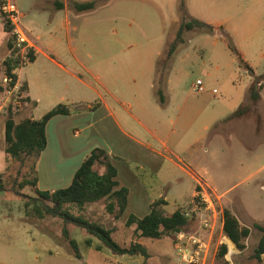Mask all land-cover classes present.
I'll list each match as a JSON object with an SVG mask.
<instances>
[{
  "label": "rangeland",
  "instance_id": "1",
  "mask_svg": "<svg viewBox=\"0 0 264 264\" xmlns=\"http://www.w3.org/2000/svg\"><path fill=\"white\" fill-rule=\"evenodd\" d=\"M14 1L19 11L27 15L22 21L26 30L35 35H42L47 43L60 45L66 53L71 44L73 49L71 54L74 53V59L78 60L85 70L90 71L84 73L81 67L79 69L81 76L85 75L89 82L92 77L106 82L112 73L114 63L133 61L141 52L144 53V59L148 60L152 52L146 50H159L164 54L163 58L168 53L169 45L176 39L183 16L178 9V0H105L99 2L96 9L87 12L73 10L75 7L68 0L72 10L67 28L65 25L67 12L64 9H54L57 8L55 2L58 0ZM185 2L187 8L185 16L188 19H197L222 27L215 29L214 34L201 30L185 33L184 44L175 54L169 71L170 74L172 67L176 66L174 77L177 80L182 79L179 89L181 98H178V104H183L186 98L201 103L200 101L206 97L205 101L214 105L216 109L222 101L230 100L231 95L237 92H242L243 96H246L243 109H246L247 113L242 118L224 122V118L233 113V108L236 106L238 108V105L228 103L219 107L226 116L210 131L202 157L206 159L203 166L209 172L207 178L218 190L210 191L220 198L216 200L217 207L222 211L224 208H230L243 222L247 220V224L252 228L249 251L237 259L230 257V263L264 264L252 258L261 233L253 227L252 220L244 219L243 214L246 206L248 210L252 209L264 216V83L261 91L263 98L257 103L253 102L249 97V87L253 77L241 69L237 57L229 50L225 41V34H228L246 63L257 64L258 74L264 73V0H185ZM6 26L0 16V107L2 108L0 130L3 132L9 107H13L17 122L27 119L28 116L25 97L21 106H16L14 104L17 100L16 93L9 96L6 93L5 62L11 59L8 44L13 39L12 33ZM145 54L148 55L147 58ZM74 59H71L72 65ZM51 72L56 74L57 70L51 67ZM60 75L66 77L64 74ZM199 79L205 83L206 93L203 95L191 91V85ZM209 92L213 95L208 96ZM57 100L50 99L43 102L37 111L30 113V117L41 118V112ZM78 104L80 103L73 108H78ZM211 108L212 112L214 107L210 106ZM4 138L3 135L2 140L5 143ZM2 149L3 147L0 146V156ZM32 162L22 165L20 162L9 161L4 170L0 169V174H5L7 180L11 182L14 179L24 181L30 173ZM191 166L193 169V165ZM198 180L205 181L201 176H198ZM183 186L181 194L184 204L173 209L184 208L191 215L186 232L207 240L212 238L213 252H216L217 247L219 249L226 240L224 233H221L222 218L220 216L216 220L213 231L203 229V220L214 221V219L208 213L193 212L194 207H204L198 198L201 188L199 185L196 186L197 195L192 198L194 183L185 177ZM23 192L36 195L32 187L26 188ZM168 192L170 190H166L167 194ZM170 194L174 203L173 190ZM23 207L24 202L15 196L12 190L0 193V262L81 264L63 236L64 224L61 220L54 218L39 220L32 213L27 215ZM87 207H105V203ZM99 208L86 211L83 217L91 222L99 220L97 223L102 224L104 221L101 222L103 219L101 212L96 210ZM75 214L79 215L77 211ZM124 218L119 220L120 225L124 223ZM106 224L109 227L114 226L113 222L106 221ZM69 231L71 238L72 236L90 237L74 226H69ZM116 241L124 244L121 240L116 239ZM124 241L129 243L130 238L127 237ZM146 242L151 249L149 259L146 260L143 256H126L124 259L119 256L124 261L116 263L119 258L115 256L104 260L102 264H162L161 260L159 263V259L154 261L153 256L156 254L158 257L169 254L173 260L172 264H179L177 254L176 256L173 254L170 238L162 241L146 239ZM213 264H221L218 263L216 256Z\"/></svg>",
  "mask_w": 264,
  "mask_h": 264
},
{
  "label": "crops",
  "instance_id": "2",
  "mask_svg": "<svg viewBox=\"0 0 264 264\" xmlns=\"http://www.w3.org/2000/svg\"><path fill=\"white\" fill-rule=\"evenodd\" d=\"M58 1L64 4L63 9L67 12L65 25L68 28L72 10L69 4H73L74 1L89 2L92 0H69L70 3L68 0ZM26 16L22 13L23 18ZM214 27L217 29L222 26ZM26 31L31 39L36 59L35 62L28 63L25 67L17 70L16 74L21 90L24 85L26 86V91L23 93L25 99H28V102H25L27 118L40 120L60 104L70 109L69 115L56 116L47 125L48 147L38 163L39 189L53 193L70 187L76 173L92 152L95 149L105 150L118 172L119 187L117 190L125 188L129 192L127 208L119 219L125 217L124 223L120 225V221L112 217L106 207H86L81 215L92 208H99L96 210L101 212L103 217L101 222L104 221L100 225L112 229L116 239L125 243L124 240L128 237L130 242L141 243L151 252L146 239L136 237L135 228L126 227L129 217L145 218L150 214L151 206L163 197L168 202L166 210L169 214H173L176 211L173 207L184 204L181 190L184 188L185 177L194 183L192 198L197 195L198 176L205 179L210 189L218 191L207 178L209 172L203 166L206 163V159L202 157L203 149L209 140L210 131L226 116L219 110V107L228 103H236L238 108L236 106L232 110L236 112L243 106L246 96H243L242 92H237L235 95H231L230 100L222 101L216 109L214 105L205 101L206 97L200 101L201 103L186 98L183 104H178V98H181L179 89L182 79L177 80L174 77L176 66H173L165 85L161 88L164 102L160 101L157 95L160 86L156 84V73L158 58L161 59L164 54L153 49L146 50L152 52L149 57L145 54L148 60L144 59V53L141 52L133 61L125 60L114 63L111 69L112 73L106 82L95 77H92L89 82L85 75L81 76L79 69L81 67L84 73L90 71L89 69L85 70V67L80 66L81 63L74 59V53L71 54L73 50L71 44H69L67 52L71 55H66L65 49L62 50L60 45L47 43L42 35ZM71 59L75 60L74 65L71 64ZM248 64L254 69L256 75H262L258 74L257 64L250 62ZM51 67L57 70L58 76L51 72ZM60 74H64L66 77L63 78ZM194 84L191 85V91L196 94L192 89ZM204 93H206V87ZM211 94L213 95L209 92L207 95ZM50 99L58 100L41 112V118L30 117L32 111H37L43 102ZM77 103H80L78 108H73ZM210 106L214 107L212 112ZM209 111L211 116H209ZM3 135L4 132L0 130V146L3 147L0 156L1 170H4L7 162ZM191 165H193V169ZM166 190H170V192L167 194ZM172 190L174 203L172 197L170 198ZM78 214L80 215V213ZM243 214L244 219L248 218V221L252 220L254 224L258 223L264 226L263 215L252 209L248 210L246 206H244ZM237 217L243 226L250 228L247 220L243 222L239 216ZM106 221L113 222L114 226H107ZM223 226L224 218L222 217V234ZM117 228L118 231H116ZM250 238L248 249L245 252H240L229 239L224 238L226 240L223 244L228 248L226 259L229 263L231 262L230 257L237 259L249 251ZM72 239L78 243L81 258L77 260L81 264H102L104 260L112 259L115 256L119 258L108 249L98 251L97 247L100 245V241L96 238L86 236L74 238L72 236ZM88 239L91 240V245L86 244ZM170 240L175 255V243L172 239ZM219 250L220 248L217 247V255ZM157 255L153 256L154 261L159 259V263L161 260L162 264H172L173 260L169 254L161 257ZM120 257L125 259L126 256ZM124 259L119 258L116 263H121ZM178 262L185 264L180 258ZM0 264L4 263L0 262Z\"/></svg>",
  "mask_w": 264,
  "mask_h": 264
},
{
  "label": "trees",
  "instance_id": "3",
  "mask_svg": "<svg viewBox=\"0 0 264 264\" xmlns=\"http://www.w3.org/2000/svg\"><path fill=\"white\" fill-rule=\"evenodd\" d=\"M101 1L105 0L74 1L73 5L78 12H87L96 9ZM55 5L59 10L64 7V4L60 1H56ZM178 9L183 16L176 39L169 45L167 55L158 61L156 84L158 83L160 86L157 91L160 101H163L161 88L167 81L171 63L177 50L184 44L185 33L193 30L206 31L209 34L215 33L214 26L197 19H188L185 16L187 14L185 0H178ZM6 27L11 32V28L8 25ZM225 41L229 50L237 57L241 69H244L253 77L249 87V97L253 102H259L262 99L261 91L263 89L264 74L256 75L254 69L246 63L228 34H225ZM12 42L13 39L8 44L10 51L13 49ZM13 53L16 54L17 52ZM28 59L29 63L35 62L34 50L29 52ZM21 67L20 59L17 61L9 59L5 62V74L13 79L12 86H15L18 82L16 71ZM22 91H26L25 85ZM24 102H28V99ZM246 113L247 110L241 106L236 112L227 117L224 122L242 118ZM69 114L70 109L60 104L45 114L40 120L27 118L17 122L13 107H9L4 125L6 164L9 161H13L24 165L29 161H33V165L26 179L21 182L17 179L11 182L7 180L5 174H0V193L12 190L13 194L24 202L27 215L32 213L39 220H45L46 218L61 220L64 224L63 236L70 244L77 259H80L81 255L78 243L71 238L69 226H74L88 236L98 239L100 241V245L97 247L98 251L108 249L117 256H143L146 260L149 259L150 253L145 245L138 242L120 244L116 241L112 229L88 221L81 215L88 205L104 202L107 212L116 220H119L127 208L129 192L125 188L117 190L119 187L117 181L118 172L105 150L95 149L92 152L76 173L70 187L53 193L39 189L38 163L41 155L48 147L47 125L54 117ZM10 186H12L11 189ZM28 187H32L36 195L25 194L23 191ZM167 206L168 202L165 197L160 198L151 206L149 215L143 219L130 216L126 227L129 229L135 228V236L142 239L163 240L170 238L174 241L175 234L186 231L191 219L186 216L187 212L184 208H178L173 214H169L166 210ZM75 211L80 213V215H76ZM223 218L224 236L240 252H245L248 249V240L252 234L251 228L243 226L230 208L223 209ZM253 227L260 231L261 238L252 258L259 262H264V226L255 223ZM86 244L91 245V240L88 239ZM227 255V246H221L217 255L218 263L230 264L226 259Z\"/></svg>",
  "mask_w": 264,
  "mask_h": 264
},
{
  "label": "built area",
  "instance_id": "4",
  "mask_svg": "<svg viewBox=\"0 0 264 264\" xmlns=\"http://www.w3.org/2000/svg\"><path fill=\"white\" fill-rule=\"evenodd\" d=\"M0 16L11 28V33L13 35V49L10 51V58L15 61L20 59L21 66L24 67L29 63L28 54L33 50V45L22 24V13L19 11L14 0H0ZM13 52L17 53L14 54ZM12 83L13 79L11 77H4L7 96L15 92L17 100L14 104L16 106H21L22 100L24 99V93L19 88L18 82L15 86H12ZM192 89L196 94L204 93L205 87L203 81L197 80L192 86ZM1 110L2 108L0 107V111ZM198 185L199 188H201L198 192V198L204 207H194L193 212L195 214L208 213L212 215L214 221L206 219L203 220L202 225L203 229L213 231L216 220L220 216L221 218L223 217V211L216 205V200L219 198L214 193L210 192L211 189L204 180H198ZM186 216L190 218L191 215L187 212ZM174 243L178 258H180L185 264H213L215 261L216 252H213L212 238L207 240L200 236L182 231L175 234Z\"/></svg>",
  "mask_w": 264,
  "mask_h": 264
}]
</instances>
